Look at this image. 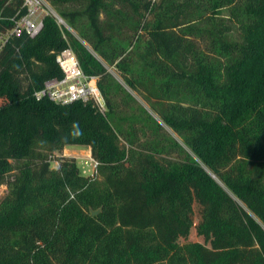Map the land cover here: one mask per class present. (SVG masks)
Returning a JSON list of instances; mask_svg holds the SVG:
<instances>
[{
  "label": "trees",
  "instance_id": "obj_1",
  "mask_svg": "<svg viewBox=\"0 0 264 264\" xmlns=\"http://www.w3.org/2000/svg\"><path fill=\"white\" fill-rule=\"evenodd\" d=\"M23 1L0 0V33ZM49 2L77 33L46 15L0 48V264H264V0ZM66 47L105 112L33 95ZM68 144L93 173L51 166Z\"/></svg>",
  "mask_w": 264,
  "mask_h": 264
},
{
  "label": "built area",
  "instance_id": "obj_2",
  "mask_svg": "<svg viewBox=\"0 0 264 264\" xmlns=\"http://www.w3.org/2000/svg\"><path fill=\"white\" fill-rule=\"evenodd\" d=\"M23 6L26 8V13L18 18H11L13 27L7 33H0V36H3L0 48L9 34L19 35L25 32L30 37L37 35L43 28V19L46 15L53 16L58 24H63L62 19L46 0H24ZM55 60L62 69L63 75L46 79L41 88L33 91L35 98L47 97L57 103L75 100L90 101L101 112H105L107 106L97 84V76L83 71L73 50L70 47L60 50L56 54Z\"/></svg>",
  "mask_w": 264,
  "mask_h": 264
},
{
  "label": "rangeland",
  "instance_id": "obj_3",
  "mask_svg": "<svg viewBox=\"0 0 264 264\" xmlns=\"http://www.w3.org/2000/svg\"><path fill=\"white\" fill-rule=\"evenodd\" d=\"M46 1L49 4V6L54 10V12L62 19L63 24L60 23L59 25L65 27V28H68L69 30H71L74 33H77L59 15L58 11L55 10V8H53V6L50 4L49 0H46ZM2 38H3V36H0V41H1ZM107 66H108V70L113 73L115 78H117L128 90H130L132 92V94L134 96H136V98L139 100V102L142 105L146 106L149 109V111L152 112L154 117H156L157 119H160L158 117V115L156 113H154V111H152L149 108L148 104L145 102L143 97L139 95V93H137V92L131 90L130 88H128V86L125 84L123 78L118 74V72L115 70L113 65H110V66L107 65ZM164 126L170 132V134H172L181 144H183L185 146L182 138L175 131H173L170 127H168L166 125H164ZM186 148L188 149V147H186ZM56 156L74 157L76 159V162H77L81 172L84 173V174H91V173H93L95 171L96 163H95V160L93 159V157L91 156L90 148L87 145L68 144V145L64 146V148L61 151H55L54 152V156H51V160H50L51 166H56L58 164V161L55 159ZM6 191H7L6 185L5 184H1L0 185V198L6 193ZM167 223H168V218H160V217H156V216H153L151 218L150 222H149V224L155 230H157L158 236H159L160 240H162L163 242H166V241H169V240H175V241H179V242H185V241H188V240H200V241H203L207 246L210 247V244L208 242H205L202 237L196 235L193 231L186 238L181 236L176 231L175 225L173 223H170L171 230H170V232L167 233L165 231V228H164V225L167 224Z\"/></svg>",
  "mask_w": 264,
  "mask_h": 264
},
{
  "label": "water",
  "instance_id": "obj_4",
  "mask_svg": "<svg viewBox=\"0 0 264 264\" xmlns=\"http://www.w3.org/2000/svg\"><path fill=\"white\" fill-rule=\"evenodd\" d=\"M212 176H214V175H212ZM98 211H99V209H92L91 214H96Z\"/></svg>",
  "mask_w": 264,
  "mask_h": 264
},
{
  "label": "crops",
  "instance_id": "obj_5",
  "mask_svg": "<svg viewBox=\"0 0 264 264\" xmlns=\"http://www.w3.org/2000/svg\"><path fill=\"white\" fill-rule=\"evenodd\" d=\"M90 148V147H89Z\"/></svg>",
  "mask_w": 264,
  "mask_h": 264
}]
</instances>
